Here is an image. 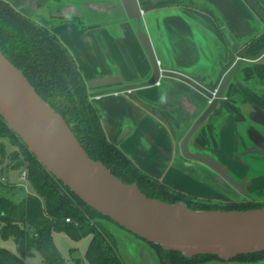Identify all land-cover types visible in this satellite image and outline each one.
<instances>
[{"label": "crops", "instance_id": "1", "mask_svg": "<svg viewBox=\"0 0 264 264\" xmlns=\"http://www.w3.org/2000/svg\"><path fill=\"white\" fill-rule=\"evenodd\" d=\"M6 1L26 16L47 22L44 14L47 11L46 4L53 0ZM117 1L102 0L92 4L87 0L85 4L91 7L95 17H87L82 30L75 24L80 17H57L55 14L59 11L55 7L51 13L55 23L51 30L72 52L82 68L85 80L89 82L95 78L118 76L123 83L112 88L138 84L152 75L150 61L137 35V21L123 16L118 7L110 12L102 9L104 5H115ZM158 1L153 0L154 4ZM199 2L204 6H163L143 11L141 28L147 31L160 66L168 72L160 84L131 92L93 97L103 113L104 128L110 141L118 143L121 150L144 172L168 184L185 175L176 168L182 164L178 144L196 117L203 113L208 102L206 96L193 88L186 78L193 79L202 87L213 85L227 63L231 50L227 28L239 42L248 41L255 31L263 29V24L243 0ZM63 5L72 3L64 2ZM210 10L219 18L220 24L209 13ZM112 13L118 18L117 24L113 21L116 19L108 17ZM240 69L233 76L226 96L233 100L232 105L241 108L245 116L256 109L262 117L264 83L253 79L263 90L258 91L256 87L250 90V80H244ZM101 90L91 91L93 94ZM224 105V101L218 104L209 120L219 116ZM229 111L232 113V109ZM224 115L218 121V126H222L221 144L223 140L227 141L228 132L235 126L230 121H225L223 125V117L230 116ZM125 129L128 136L118 142ZM219 158H225V155L221 153ZM149 249L156 263L155 254ZM121 257L126 264L124 255Z\"/></svg>", "mask_w": 264, "mask_h": 264}, {"label": "water", "instance_id": "2", "mask_svg": "<svg viewBox=\"0 0 264 264\" xmlns=\"http://www.w3.org/2000/svg\"><path fill=\"white\" fill-rule=\"evenodd\" d=\"M264 22V10L255 0H245ZM121 10L122 15L137 21V35L152 67L151 77L138 84H122L118 76L95 78L88 82L92 94H118L160 84L168 72L159 64L154 46L141 28L143 10L138 0H120L102 9ZM57 9V8H56ZM55 16L66 19L83 17L73 5L58 7ZM231 50L212 86H196L211 103L196 120L182 143L183 155L199 161L215 171L242 193L246 191L228 175V169L207 154H192L190 138L224 98L235 73L244 64L255 62L264 55H249L227 28ZM243 48V49H242ZM216 91V94L213 93ZM0 117L19 137L39 162L59 182L79 197L87 206L110 218L134 236L177 252L187 258L216 256L230 262L241 255L264 252V207L246 211H197L183 202L174 204L146 196L136 184L117 178L101 161L93 160L76 138L65 118L56 112L33 88L25 75L0 51ZM262 121V122H261ZM258 121L264 125V120ZM128 136L125 129L118 142Z\"/></svg>", "mask_w": 264, "mask_h": 264}, {"label": "trees", "instance_id": "3", "mask_svg": "<svg viewBox=\"0 0 264 264\" xmlns=\"http://www.w3.org/2000/svg\"><path fill=\"white\" fill-rule=\"evenodd\" d=\"M255 1L264 10V0ZM146 3H141L143 11L183 5V0ZM250 9L264 24L258 14L251 7ZM209 13L216 17L213 10ZM246 48L249 55L259 54L264 49V31L248 41ZM0 51L25 75L36 92L65 118L93 160L104 163L121 181L136 184L146 196L171 204L183 202L197 211H246L264 207L253 200L216 204L195 202L188 194L172 190L162 181L141 171L121 150L119 144L108 138L103 113L94 102L88 81L72 52L47 26L26 16L6 0H0ZM241 71L246 73L244 80L262 78L263 81L260 82L264 83V63H247ZM1 121L6 126V132L18 140L23 156L26 157L27 181L31 192L16 198L14 195L18 191H14L12 185H5L0 181V235L3 239L11 238L17 250V253H13L0 248V264H27V258L34 251L42 256L44 264H62L63 259L53 242L54 232H62L76 241L95 234L86 251L88 263L125 264L108 238L105 242L99 234L86 229L83 212L120 226L87 206L59 182L3 119ZM203 130L205 129L201 132ZM2 132L5 133V130ZM4 158L6 150L0 144V161ZM23 165L24 162L19 161L13 169L21 170ZM74 202L84 209L78 208ZM144 243L153 250L158 264H264V252L241 255L230 262H224L210 255L187 258L180 253L164 250L159 245L146 241Z\"/></svg>", "mask_w": 264, "mask_h": 264}, {"label": "rangeland", "instance_id": "4", "mask_svg": "<svg viewBox=\"0 0 264 264\" xmlns=\"http://www.w3.org/2000/svg\"><path fill=\"white\" fill-rule=\"evenodd\" d=\"M86 1L87 0L64 1L68 3H72L73 6L80 7V11L83 14V17L79 16L80 19L79 20L76 19L75 21V24L79 30L83 29V25L86 22L87 17H90V18L95 17L94 12L91 11L92 10L91 7L85 4ZM88 1H90L92 4H95V3H100L102 0H88ZM64 2L63 0H53V1L47 2L46 4L47 11H45L44 13L45 19L47 22L41 21L37 17H33V16H32V19H34L35 21L41 24L46 25L51 30L53 24H55L53 18L51 17L52 15L51 13L54 9L53 7L55 8L61 7L63 6ZM196 2L198 3L199 6L200 5L204 6V4H201L198 0ZM108 17H110L111 19H116L113 21L115 22V24H117L116 21H118V18H116L115 13H112ZM261 62H264V59ZM242 74H243L242 77L245 78L246 73L243 71ZM253 79H250L248 88H250L251 90V88L254 89L256 87V88H259L258 91L263 90L261 85L259 87V85L255 83L256 81L255 82L252 81ZM257 81H263V79L258 78ZM234 89H235V86H233V92H234ZM225 102L226 101H224L225 105L223 107L221 114L222 115L228 114L230 116H228V118L223 117L221 122L223 123V125H225V121L226 122L230 121L232 123L237 122L239 120L238 114L240 113L242 114L241 108H239L237 105H232L231 103H228V102L225 103ZM229 108L232 109V113L229 111L230 110ZM235 117L236 118L238 117V118L236 119ZM1 120L2 119L0 118V130L4 129L5 133H3L2 130L0 131V134H1L0 144H2L5 147L6 158L0 161V181L5 185H9V184L12 185L14 188V191H18L17 193H15L14 196L16 198H21L26 194H30L31 192L30 191L31 188L28 184V181L26 182V185H28L29 187L23 186L22 184H24L25 181L21 179V171L26 170L27 172V168H26L27 163L25 161L26 157L23 156V152L20 149L18 140L13 135H10L6 132V129H5L6 126ZM216 125H217L216 127H218V129L216 130V134H218V131H220V128L222 126H218V123ZM203 128L206 130H203L201 134L205 135L207 129L209 130V128L208 127H203ZM238 128L242 129L240 125L239 126L236 125V129ZM209 131H210V135L213 136L212 129H210ZM214 139L213 138L211 139V141L213 142L210 141V144L208 147L212 149L211 152L214 155H216L218 158L221 155V153L225 155L229 151L227 149L228 140L222 141L223 149L220 150V146L216 144L217 141L214 142ZM233 153H235V151H233ZM237 155H238V150L234 154V158ZM14 156L15 158H13ZM240 156L242 157V155H239L237 156V158H240ZM128 157L138 166V164L130 156ZM224 159H222L223 162L227 163L228 168L232 170L233 172H235L239 178L241 179L245 177L247 178L248 197L251 200H253L255 203H257L258 205H264V160H261L260 157L258 158L249 157L247 161L249 167L248 166L244 167L239 162L233 163V162H230ZM19 161L24 162V165L21 168V170L13 169V166L16 165ZM196 162L197 161L192 160V162L184 161V163L178 164L176 168L185 175L179 176V179L176 182L175 181L169 182V184L171 185H169L167 182L165 183L159 178H155V179L162 181L163 183L168 185L172 190L180 191L185 194H188L189 196L193 198L195 202H206L208 204H216L220 202H227L230 200H237V201L241 200L240 199L241 197L239 196V194L233 193V195H231V192L226 191L220 184L218 185V183L212 182V180L207 179V177L203 174L202 170L198 168H195V171L191 170L192 166L195 165ZM244 162H245V159H244ZM140 170L143 171L141 168ZM240 195L245 196V193H241ZM74 203L81 210L84 209V207L78 205L77 202H74ZM83 213L85 216V224L87 227L86 229L88 231L90 230L91 233H93L94 231L95 233L99 234L102 237V239L105 240V242H106V239L108 238V240H110L114 244L120 257L121 255L122 256L124 255L126 264H158L156 255H154L156 258V263H155L153 259V255L147 243H144V241H142L141 239L121 229L120 227L116 226L115 224L111 223L108 220L101 219L98 216L92 217L89 213H86V212H83ZM93 235L95 234H90L89 236H86L76 241L62 232H54L52 236L53 242L56 245L59 251V254L61 255L63 259L62 264H89L85 256H86V251L88 249V246L93 238ZM0 248H5L9 250L10 252L17 253L16 245L14 241L11 238L3 239L1 235H0ZM26 261H27V264H44L42 256L37 251H34L33 255L31 257H28Z\"/></svg>", "mask_w": 264, "mask_h": 264}, {"label": "flooded vegetation", "instance_id": "5", "mask_svg": "<svg viewBox=\"0 0 264 264\" xmlns=\"http://www.w3.org/2000/svg\"><path fill=\"white\" fill-rule=\"evenodd\" d=\"M196 1L197 0H183V5H188V6H191V7H194V8H199V5H198V3ZM243 1L246 3L245 0H243ZM119 2H120V0H118L115 3L117 4ZM138 2L140 4L141 9H142V6H141L142 4L141 3H145V4H147L146 2H149V4H150V2L154 3L153 0H138ZM257 19L259 20L258 17H257ZM218 21H219V19H218ZM260 23L263 24L261 21H260ZM219 24H220V21H219ZM263 31H264V24H263V29L261 31H259V30L255 31L248 41H250L252 38H255L256 36L261 34ZM245 48H246V45H245ZM263 57H264V55L260 59H258L257 61L251 62V63H264V62H260V60ZM186 80L188 82H190V84H191V86L193 88H195L196 90L200 91L199 89L196 88V86L202 87L201 85H199L197 82H194V80L191 79V78H186ZM215 81H214V83H215ZM228 88H229V85H228L227 89ZM227 89L225 91L224 98L219 102V104H221L222 101H226L228 103H231V101H232V103H234L233 100L229 99L230 98L229 96H226ZM215 94H216V91L213 93V95H215ZM210 103H211V100L208 99V102H207L206 107L204 108V111L208 108ZM253 108H254V105H253ZM215 110L209 115L207 120H209L210 116L215 112ZM204 111H203V113H204ZM238 115H239V118L238 117L237 118L239 120L237 122L233 121L235 123L234 124L235 126L227 134V140H228L227 141V145H228L227 149L229 151L225 154V159L230 161V162H233V163H235V162L238 163L239 162L242 166H244V167L248 166L249 167V165L247 163L249 157H253V158L260 157L261 160H264V125L261 124L260 122H258V121L264 120V116L261 117L256 109H255V111L252 114H248V116L247 115L245 116L243 113L242 114L240 113ZM200 116L196 117V119L193 121L192 125L185 131L186 133L184 134L183 138L181 139L180 143L178 144V149H179V152H180V155H181L180 158L182 160V163H184V161H191L192 162L191 159H188V158H186L183 155L182 143H183V140H184L185 136L187 135V133L190 131V129L193 126V124L196 122V120ZM222 116L223 115L220 113L219 116L212 117L208 122L206 120L203 123V125L200 126V128L197 130V132L192 135V137L189 140L188 147H189V150H190V152L192 154H207V155H210L213 158H215L221 165L226 167L228 169V175L231 176L232 179L237 184H242V183L244 184L242 188L246 191L245 196H241L240 194L242 192L239 189H237L235 186L230 184L228 181L220 179L218 174L215 171H213L211 168H209L208 166L204 165L203 163H201L199 161H197L196 164L192 166L191 170L195 171V168H198V169L202 170L203 174L207 177V179L212 180V182L218 183V185L220 184L226 191H230L231 195H233V193H237L241 197L240 198L241 200H238V201L237 200H230V201H227V202L248 201V200H251V199L248 197V190H247V187H248V185H247L248 182L247 181L248 180H247V178L246 177L242 178V179L239 178L235 172H233L232 170H230L228 168V164L223 162L222 159H224V158H222V159L219 158V157L217 158V156L214 155L211 152L212 149H210L208 147L209 144H210L211 139L215 138L214 142L217 141L216 144L220 146L221 150L223 149L222 144L219 142L220 141V131H218V134H216V130L218 129V127H216L217 126L216 124L218 123L219 119ZM213 118H215V119H213ZM206 122L208 123L207 125H206ZM205 125L209 128V130L212 129L213 136L210 135V131L208 129H207L205 135L201 134V130H202L203 126H205ZM236 125H238V126L240 125L242 127V129L241 128L236 129ZM211 142H213V141H211ZM237 150H238V155L237 156L242 155V157L240 156V158H237V156H236L234 158V154L237 152ZM233 151H235V153H233ZM244 159H245V162H244ZM193 161H195V160H193ZM197 163H199L200 165L197 164ZM191 170H189V171H191Z\"/></svg>", "mask_w": 264, "mask_h": 264}, {"label": "built area", "instance_id": "6", "mask_svg": "<svg viewBox=\"0 0 264 264\" xmlns=\"http://www.w3.org/2000/svg\"><path fill=\"white\" fill-rule=\"evenodd\" d=\"M21 179L23 180V181H25V183L24 184H22L23 186H27V187H29L28 185H26V182H27V172H26V170H23V171H21ZM26 187V188H27ZM25 188V187H24ZM31 191V190H30ZM67 222H70V219H67Z\"/></svg>", "mask_w": 264, "mask_h": 264}]
</instances>
